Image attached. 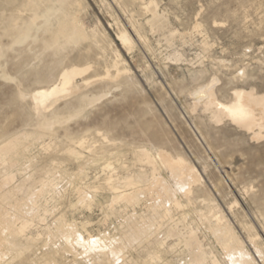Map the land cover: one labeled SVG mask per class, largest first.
I'll use <instances>...</instances> for the list:
<instances>
[{
    "label": "rangeland",
    "instance_id": "374dc122",
    "mask_svg": "<svg viewBox=\"0 0 264 264\" xmlns=\"http://www.w3.org/2000/svg\"><path fill=\"white\" fill-rule=\"evenodd\" d=\"M4 1H0V55H4V59L0 58V77L15 80L17 85L0 79V95L10 97L17 86H22L26 100L8 109L0 107V147L7 145L6 155H9L0 154V189L6 187L0 190V216L8 220L9 230H12L8 231L9 244H0V264H192L184 244V237L190 229L196 233L203 250L212 252L224 263L221 241L209 226L215 223L216 214L224 217V222L249 252H254L249 234L255 235L264 246V136L252 139L249 132L228 119L220 123L211 121L209 114L199 107L193 109L195 98L191 95L195 88L213 79L214 94L222 102L232 99L236 88H254L256 92L264 93V0H152L158 12L165 16V30L157 33L147 29L151 49L125 55L131 69L127 84L105 86L96 81L91 86H82L76 96L73 94L72 98L61 99L39 113L32 104L34 92L31 91L58 80L56 61L64 59V64H67L70 56L74 55L78 60L80 54L68 47L54 57L46 54L39 57L41 38L47 36L39 25L48 13L63 11L61 0ZM31 1H36L34 8L27 5ZM48 1V6L52 2L49 8ZM74 1L70 0V5L78 14L85 33L88 37L91 35L86 44L92 42L90 38L94 34L100 37L99 44L108 50L106 55L112 57L110 39L116 37V32L110 28L112 17L106 8V3H111V0H77L75 5ZM129 4L122 11L115 8L117 15L124 22H142L144 15L139 6ZM33 12H38L39 18L43 14L44 19L41 17L39 21L32 22L27 17L33 16ZM12 20L22 28L27 23L23 28L26 38L20 51L17 44L10 43L16 30L12 27ZM55 25L57 20L51 18V30L56 28ZM32 37H36L35 40ZM7 54H12L11 61L7 60ZM33 61L38 64L34 65ZM4 65L6 70H3ZM78 84H82V80L78 79ZM45 121L51 128L47 129V125L42 131ZM80 141H83L81 145ZM71 148H75L74 151ZM141 148L151 152L164 149L196 167L199 180L190 184L191 193L185 197L172 183L169 169L163 165L161 168L160 163L156 165L157 173L177 190L171 202L177 199L181 207L170 202L171 206L168 204L165 209L160 199L152 201L149 196L140 197L132 205L112 201L114 191L107 184L110 175L120 186L127 176L139 179L148 174L147 177L151 178L152 167L137 156ZM28 188L29 193L25 191ZM36 190L41 194L33 198ZM23 200L24 203L28 200L27 205ZM142 220L151 221L153 231L127 244L122 251L123 257L121 255L116 260L108 254L86 255L80 245L67 244L56 231L62 226L73 228L81 240L86 239L87 243L95 241L108 248L115 238L116 241L121 239L119 242L126 240ZM23 224H27L24 233L18 231Z\"/></svg>",
    "mask_w": 264,
    "mask_h": 264
},
{
    "label": "bare ground",
    "instance_id": "6f19581e",
    "mask_svg": "<svg viewBox=\"0 0 264 264\" xmlns=\"http://www.w3.org/2000/svg\"><path fill=\"white\" fill-rule=\"evenodd\" d=\"M1 1V0H0ZM4 1V0H3ZM26 1V0H25ZM33 1V0H32ZM31 1V3H27V5H29V7H33L34 4L36 3V1H34L35 3H33ZM70 1V0H69ZM68 0H61V4H62V9L63 11H56L55 13H48L46 15V18L44 20V22L40 23V28L43 27L42 30H44V35L47 34V36L42 37V51L40 52L39 57H41V55L45 56V54L48 55H56V54H61L62 52H65L66 49H68V47H70L73 50H76L75 53L80 54V57L78 56V60H76L74 58V55L70 56L68 63L64 64V59H59L58 61H56V66L59 68L58 74V80L54 83H52L51 85L46 87H42V88H38L35 91H31L34 92L31 95V99H32V104L34 106V108L37 110V112L42 111L44 112L45 109L50 108L51 106H54L59 100L61 99H65L68 98L69 96L71 97V95H75V93L79 92L81 90L82 86H88L93 82L96 81H101L105 86H109V85H115V86H119L122 83H125V85L127 84L126 82L129 81V79L131 78V69L127 63L128 60H126L125 55L127 56L128 54H134L137 51H142V50H149L150 45L148 43V38L146 35V30L148 29L151 32H157V33H163L165 30V16L161 13L158 12V9L156 8V4L155 2H153L152 0H111V3H106V8L111 12L110 16L112 17L111 22H110V28L113 27V30H115L116 32V37L113 39L111 38L110 42L112 44V47L110 48V52L112 53V57H108L106 55V52L108 53V50L106 49V47H103L102 44L100 45L99 43L100 41V37H96L94 36V34L92 35V37L90 38L92 40V42L86 44L88 38V35L85 33L84 28L81 24L80 18L78 16V14L74 11V9L71 7L70 2ZM75 0L74 5L76 4ZM79 1V0H78ZM102 1H106V0H102ZM4 2H7L6 0ZM3 2V3H4ZM10 4L12 1H9ZM19 2V1H18ZM22 2V1H21ZM28 2V1H27ZM40 2V1H39ZM46 1H44L43 4H45ZM26 3V2H25ZM49 1L47 2V7L49 8V6L51 5V3L48 6ZM72 3V2H71ZM132 4L135 6H139L140 11L142 12V14L144 15V20L142 22L140 21H133L130 20L128 22H124L123 19L120 18L119 15H117L115 8L119 9V11L125 10L126 7L128 6L127 4ZM5 4V3H4ZM9 4V5H10ZM13 4V3H12ZM21 4V3H20ZM24 4V3H23ZM56 4L58 5V1L57 3H55V7ZM60 4V3H59ZM60 4V5H61ZM129 4V5H130ZM4 6V5H3ZM2 6V7H3ZM7 6V5H6ZM24 6V5H23ZM40 5H37V8L40 9L39 7ZM44 6V5H42ZM52 6V5H51ZM81 6H83L81 4ZM5 7V6H4ZM16 7V4L15 6ZM19 7V6H18ZM17 7V8H18ZM26 7V6H25ZM24 7V8H25ZM55 7H51V8H55ZM158 7V6H157ZM12 8V7H11ZM22 8V5H21ZM20 8V10H21ZM23 8V9H24ZM34 8V7H33ZM46 8V7H45ZM48 8L46 10H48ZM61 8V7H59ZM4 9V8H3ZM2 10V9H1ZM14 10V8L12 9ZM26 10V9H25ZM30 10L27 9V11ZM36 10V9H35ZM82 10V7H81ZM99 10V8H98ZM4 11V10H2ZM9 12V10H7ZM6 11V12H7ZM19 11V9H16V12ZM23 11V10H22ZM34 11V10H32ZM42 11V10H40ZM45 11V10H44ZM43 11V12H44ZM52 11V10H51ZM50 11V12H51ZM128 11V10H127ZM11 12V11H10ZM21 12V11H20ZM24 12V11H23ZM26 12V11H25ZM46 12V11H45ZM54 12V11H53ZM138 12V11H137ZM1 13V12H0ZM27 13V12H26ZM25 13V14H26ZM34 13V12H33ZM30 13V14H33ZM38 13V12H37ZM37 13H34L33 16L29 15V19L33 20L32 22H35L36 20L39 21L38 19H40L43 14L40 13V16L42 14V16L39 18ZM126 13V12H125ZM11 14V13H10ZM9 14V15H10ZM13 14V13H12ZM11 14V16H13ZM19 14V13H18ZM21 14V13H20ZM19 14V15H20ZM29 14V13H28ZM39 14V13H38ZM123 14V12H122ZM132 15V13H130ZM16 15V14H15ZM6 16L8 17L7 13ZM17 16V15H16ZM30 16L32 18H30ZM48 16V17H47ZM126 16V15H125ZM139 16V15H137ZM2 17V16H1ZM0 17V18H1ZM5 17V16H4ZM10 17V16H9ZM15 16H13L14 18ZM21 17V16H20ZM110 17V18H111ZM132 17V16H131ZM143 16H141L142 18ZM42 17V19H44ZM57 20V26L55 29L51 30L49 24H50V19ZM124 18V17H123ZM128 18V17H127ZM133 18V17H132ZM135 18V17H134ZM7 19V18H6ZM49 19V20H48ZM130 19V18H129ZM3 20V19H2ZM10 20V19H8ZM15 20V19H14ZM13 21L14 24H12V27H14L15 32H13V37L11 38V42L13 45L17 44L19 46V51L22 50L21 46L23 45L25 38H26V34L25 31L23 30V28H25V26L19 27V25L17 23H15ZM136 20V19H135ZM2 22V21H1ZM8 22V21H7ZM17 22V21H16ZM12 23V22H10ZM9 23V24H10ZM19 23V22H18ZM25 23V22H24ZM37 23V22H36ZM30 24V23H28ZM8 25V24H7ZM23 25V24H22ZM20 25V26H22ZM31 25V24H30ZM35 25V24H33ZM10 26V25H8ZM32 26V25H31ZM30 26V27H31ZM38 26V25H37ZM2 27H5L2 25ZM1 27V28H2ZM33 27V26H32ZM36 28V27H35ZM34 28V29H35ZM39 28V27H38ZM6 29V27H5ZM33 29V28H32ZM31 29V30H32ZM11 30V28H10ZM86 30V29H85ZM13 30H11L12 32ZM30 31V30H29ZM38 31V30H37ZM8 32V30H7ZM28 32V30L26 31ZM36 32V31H35ZM40 32V31H39ZM113 32V31H112ZM32 33V32H30ZM34 33V32H33ZM90 33V32H89ZM93 33V31H92ZM95 33V32H94ZM29 34V32H28ZM96 34V33H95ZM36 35V34H35ZM33 35V37L35 36ZM10 36V35H9ZM8 36V37H9ZM30 36V35H29ZM43 36V35H41ZM11 37V36H10ZM32 37V38H33ZM109 37V36H108ZM2 38V37H0ZM36 38V37H35ZM35 38H33L35 40ZM38 38V37H37ZM30 39V38H29ZM39 39V38H38ZM89 39V40H90ZM104 39V38H103ZM37 40V39H36ZM9 41V39H8ZM28 41V40H26ZM114 42H118L117 44H113ZM2 42V41H1ZM40 42V41H38ZM2 44V43H1ZM110 44V43H109ZM108 44V47H109ZM5 45V44H4ZM9 45V44H8ZM7 45V46H8ZM33 45V44H32ZM40 45V44H39ZM40 45V46H41ZM3 46V45H2ZM6 46V45H5ZM3 46V47H5ZM24 46V45H23ZM22 46V47H23ZM35 46V45H34ZM14 47V46H13ZM32 47V46H31ZM1 48V47H0ZM6 48V47H5ZM15 48V47H14ZM28 48V47H27ZM164 48V47H163ZM12 49V48H11ZM10 49V51H11ZM30 49V48H29ZM28 49V50H29ZM33 49V48H32ZM40 49V48H39ZM4 50V49H3ZM14 50V49H13ZM38 50V49H37ZM107 50V51H106ZM8 51V52H10ZM14 51L17 52V50L15 49ZM26 51V50H23ZM36 50H33V52ZM7 52V51H6ZM27 52V51H26ZM31 52V51H29ZM28 52V53H29ZM11 53V52H10ZM25 53V52H24ZM69 53V52H68ZM110 53V54H111ZM23 54V53H22ZM26 54V53H25ZM32 54V53H31ZM38 54V53H35ZM34 54V55H35ZM66 54V53H65ZM78 54V55H79ZM15 55V54H14ZM70 55V53H69ZM2 55H0L1 58ZM25 56V55H24ZM53 56V57H54ZM65 56V55H64ZM4 57V55L2 56V58ZM7 57H9V59L11 61L12 58V54H7ZM23 57L20 54V58ZM50 57V56H48ZM57 57V56H56ZM24 58V57H23ZM21 58V59H23ZM26 58V56H25ZM67 58V56H66ZM65 58V59H66ZM131 58V57H130ZM133 58V56H132ZM4 59V58H3ZM5 59V61H6ZM17 59H19L17 57ZM50 59V58H49ZM145 59V58H144ZM1 60V59H0ZM24 60V59H23ZM34 60V59H32ZM36 60V58H35ZM34 60V61H35ZM48 60V58H47ZM55 60V59H54ZM53 60V62H54ZM4 61V62H5ZM14 61V60H13ZM28 61V60H27ZM33 64H38V63H34ZM38 61V60H37ZM49 61V60H48ZM162 61V60H161ZM9 62V61H8ZM16 62V61H15ZM14 62V63H15ZM29 62H31V60H29ZM43 62V61H42ZM41 62V63H42ZM46 62V61H45ZM52 62V63H53ZM1 63V62H0ZM12 63V62H10ZM47 63V62H46ZM51 63V65H52ZM6 64V62H5ZM29 64V63H28ZM54 64V63H53ZM14 65V64H12ZM17 65V64H16ZM27 65V64H26ZM31 65V64H30ZM33 65V67H34ZM3 66V65H2ZM9 66V65H7ZM28 66V65H27ZM32 66V65H31ZM40 66V65H39ZM49 66V65H48ZM146 66V65H145ZM5 69L3 68V70H6V65H4ZM21 67V66H20ZM22 67H24L22 65ZM31 67V68H33ZM41 67V66H40ZM47 67V66H46ZM50 67V66H49ZM150 67V66H149ZM18 68V67H17ZM15 68V69H17ZM27 68V67H25ZM45 68V67H44ZM54 68V67H53ZM57 68V69H58ZM157 68V67H156ZM163 68V67H162ZM9 69V68H8ZM24 69V68H23ZM43 69V68H42ZM145 69V68H144ZM149 69V68H148ZM13 70V69H12ZM29 70V69H27ZM36 70V69H35ZM162 70V69H161ZM24 71V70H23ZM21 70V72H23ZM31 71V70H30ZM29 71V72H30ZM45 71V70H44ZM1 72V71H0ZM6 72V71H5ZM17 72H20V69ZM25 72V71H24ZM149 72V71H148ZM147 72V73H148ZM26 73V72H25ZM24 73V74H25ZM31 73V72H30ZM44 73V72H43ZM46 73H48L46 71ZM44 73V74H46ZM6 74V73H5ZM12 74V73H10ZM9 74V75H10ZM43 74V75H44ZM154 74V73H153ZM16 75V74H15ZM18 75V73H17ZM22 75V73H21ZM27 75V74H26ZM30 75V74H29ZM53 75V74H52ZM56 75V76H57ZM50 76V75H49ZM145 76V75H144ZM48 77V76H47ZM147 77V76H146ZM53 78V77H52ZM37 79V78H35ZM78 79L82 80V84H78ZM39 80V79H38ZM147 80V79H146ZM214 80V79H213ZM213 80H211L212 82H209L205 85H202L200 87H198L197 89L195 88V91H193V93H191L192 97L194 96L195 100L193 102V109H196L197 107H199L203 112H206L207 114H209V118L211 121L215 122V123H220L222 122L224 119H228L229 121H231L232 123L236 124L238 127L245 129L247 132H249L252 136V139H260L264 136V93H258L254 90V88L251 89H238L236 88L233 91L232 94V99H230L227 102H222L219 101L215 94H214V88L213 85L215 83H213ZM217 80V79H216ZM34 81V80H33ZM40 81V80H39ZM37 82V80H36ZM35 82V83H36ZM52 82V81H51ZM50 82V83H51ZM101 82H99V84H101ZM215 82V80H214ZM40 82H38L39 85ZM34 84V83H33ZM46 84V82H45ZM44 84V85H45ZM95 84V83H94ZM129 84V83H128ZM131 84V83H130ZM129 84V85H130ZM138 84V83H137ZM35 85V84H34ZM92 85V84H91ZM90 85V86H91ZM102 85V84H101ZM110 86V87H111ZM123 86V85H122ZM97 87V86H95ZM94 87V88H95ZM102 87V86H101ZM104 87V86H103ZM109 87V88H110ZM33 88V86H32ZM93 88V87H92ZM93 88V89H94ZM123 88V87H122ZM127 88V86H126ZM116 89V88H114ZM29 90V89H28ZM88 90V89H87ZM92 91V89H90ZM107 90V89H106ZM122 90V89H121ZM125 90V89H124ZM27 91V90H26ZM30 91V90H29ZM28 91V92H29ZM86 91V90H85ZM99 91V90H98ZM104 91V90H103ZM102 91V92H103ZM84 92V91H83ZM89 92V91H88ZM97 92V91H94ZM107 92V91H105ZM125 92V91H124ZM25 93V92H24ZM85 93V92H84ZM99 93V92H98ZM30 94V93H29ZM190 95V96H191ZM76 96V95H75ZM74 96V97H75ZM80 96V94H79ZM102 96V95H101ZM78 97V96H77ZM76 97V98H77ZM84 97V96H83ZM28 98V97H27ZM72 98V97H71ZM70 98V99H71ZM75 98V100H76ZM82 98V97H81ZM30 99V100H31ZM86 99V98H85ZM88 99V98H87ZM26 100V99H24ZM80 100V98H79ZM93 100V98H92ZM91 100V101H92ZM65 101V100H64ZM78 101V99H77ZM76 101V102H77ZM85 101V100H84ZM29 102V101H27ZM80 103V102H79ZM92 103V102H91ZM27 104V103H26ZM30 104V102H29ZM73 104V103H72ZM58 106V104H57ZM56 106V107H57ZM87 106V105H86ZM32 107V106H31ZM76 107V106H75ZM55 109V107H53ZM77 109V108H76ZM35 110V111H36ZM81 110V108H80ZM47 111V110H46ZM59 111V110H58ZM78 111V110H77ZM82 111V110H81ZM38 112V113H39ZM40 113L41 115L43 113ZM60 112V111H59ZM28 113V112H27ZM37 114V113H36ZM38 114V115H40ZM48 115V112L46 113ZM46 114L44 116H46ZM50 114V113H49ZM58 114V113H57ZM41 115L39 117H41ZM43 116V117H44ZM208 116V115H207ZM37 117V116H36ZM45 118V117H44ZM43 118V119H44ZM62 118V117H61ZM49 119V118H48ZM46 120V118H45ZM55 120V119H54ZM66 120V119H65ZM38 121V119H37ZM40 121V120H39ZM53 122V120H52ZM60 122V121H59ZM42 123V121H41ZM51 123V122H50ZM63 123V122H62ZM39 124V123H38ZM45 126V128L42 131H45L46 126L50 125L48 121H45L43 123ZM47 126V127H48ZM40 127V126H39ZM42 128V126H41ZM50 126L49 129L50 130ZM48 130V131H49ZM41 133V132H40ZM20 140V139H19ZM18 140V141H19ZM17 141V142H18ZM83 141H80L79 144L81 145ZM23 143V142H21ZM4 144V143H3ZM16 144V143H15ZM18 144H20V141L18 142ZM16 146V145H15ZM18 146V145H17ZM23 146V145H22ZM12 147V146H11ZM19 147V146H18ZM25 147V146H24ZM17 148V147H16ZM23 148V147H21ZM73 149V148H71ZM75 149V148H74ZM71 150V151H74ZM8 150V146L4 144V146L0 147V154L1 155H6ZM19 150V149H18ZM17 151V150H16ZM71 151H68L71 153ZM15 152V151H14ZM77 152V151H76ZM72 154V153H71ZM78 154V153H77ZM137 156H139L140 159L145 160L146 163L149 164V166L152 167V176L151 178H148V174L147 176L144 178L141 177L139 179H135L133 177H125L124 178V182H123V186H120L119 183H115L116 179H113L112 176L110 175V177L107 178V184L109 185V187L114 191V195L112 198V201L114 202H120V201H124L132 204H135L138 202V200L140 199V197L143 196H149L152 198V201H156L157 199H160V202L162 203V205H165V209H167V205L171 202V197L174 194V191L176 189H178L180 192H182L181 194H184L185 197L189 196V194L191 193V183L198 181L199 180V174L198 171L196 170V167L187 162L183 157L181 156H172V154L164 149H156L154 152H151L149 149L147 148H141L137 151ZM0 155V156H1ZM74 155V154H72ZM81 155V153H80ZM9 155H6V157ZM76 156V155H75ZM5 157V158H6ZM77 157V156H76ZM80 157V156H79ZM2 158V157H0ZM15 158V157H14ZM4 160V159H3ZM2 160V162H3ZM6 161H8L6 159ZM5 161V162H6ZM14 162H16V160H14ZM13 162V163H14ZM160 163L161 164V168L163 166H165L166 168L169 169L170 173H171V178H172V183L174 184L176 189H173L162 177L160 174L157 173L156 171V165ZM159 164V165H160ZM5 165V164H4ZM7 165V163H6ZM163 165V166H162ZM8 166V165H7ZM11 166V165H10ZM15 166V165H12ZM108 166V165H107ZM150 167V168H151ZM10 168V167H9ZM160 168V167H159ZM165 168V169H166ZM167 169V170H168ZM168 171V172H169ZM144 173V172H143ZM169 173V174H170ZM150 174V173H149ZM142 175V174H139ZM168 178V177H167ZM169 179V178H168ZM6 180V179H5ZM8 181V180H7ZM171 181V180H170ZM171 183V182H170ZM171 183V184H172ZM4 184V183H3ZM121 184V182H120ZM15 186V185H14ZM43 186V185H42ZM191 186V187H190ZM3 187V186H1ZM22 187H24L22 185ZM120 187L124 188V189H120ZM3 188L6 189V187L4 186ZM1 188V189H3ZM16 188V187H15ZM20 189H22L21 187H19ZM0 189V190H1ZM4 189V190H5ZM14 189V188H12ZM11 190V189H10ZM9 190V191H10ZM17 190H19L17 188ZM29 188L25 191H28ZM42 190V188H41ZM44 190V189H43ZM8 191V193H9ZM14 191V190H12ZM7 192V191H5ZM18 192V191H15ZM14 192V193H15ZM30 191H28L29 193ZM41 191L36 190V192H34V194L32 195L33 198H36L38 196V194ZM177 192V190H176ZM11 193V192H10ZM24 193V192H23ZM26 193V192H25ZM7 194V193H6ZM31 194V193H30ZM1 195H2V191H1ZM8 195V194H7ZM6 195V196H7ZM11 195H13L11 193ZM25 195V194H24ZM5 196V195H4ZM26 196V195H25ZM40 196V195H39ZM8 197V196H7ZM15 197V196H12ZM176 197V196H175ZM1 198V197H0ZM6 198V197H4ZM32 198V199H33ZM39 198V197H38ZM174 198V197H173ZM172 198V199H173ZM189 198V197H188ZM187 198V200H188ZM25 199V198H23ZM142 199V198H141ZM3 200V199H2ZM1 200V201H2ZM84 200V199H83ZM190 200V199H189ZM7 201V199H5V202ZM9 198H8V202H9ZM28 201V200H27ZM23 203L27 205L28 202ZM82 201V199H81ZM85 201V200H84ZM151 201V200H150ZM4 202V201H2ZM4 202V203H5ZM22 202V201H21ZM31 202V201H30ZM36 203V202H35ZM172 203V202H171ZM173 203L176 206H180L181 207V203L179 200L177 199H173ZM172 203V204H173ZM3 204V203H2ZM8 204V203H7ZM18 204V203H17ZM20 204V203H19ZM155 204V203H154ZM173 204V205H174ZM6 205V204H5ZM35 205V204H34ZM152 205V204H151ZM170 205V204H169ZM174 205V206H175ZM8 206V205H7ZM14 206V204H13ZM36 206V205H35ZM156 206V205H155ZM160 206V205H159ZM171 206V205H170ZM3 207H6L3 205ZM37 207V206H36ZM153 207V205H152ZM163 207V206H162ZM215 207V206H214ZM12 208V207H11ZM19 208V207H17ZM27 208V206H26ZM217 208V207H216ZM160 210V209H159ZM216 210V209H215ZM220 210V209H219ZM156 211V210H154ZM158 211V210H157ZM156 211V212H157ZM211 211V210H210ZM7 212V211H6ZM23 212V210H22ZM31 212V211H30ZM37 212V211H36ZM25 213V212H24ZM214 213V212H213ZM211 214V213H209ZM2 215V214H1ZM29 215V214H28ZM207 215V214H206ZM7 216H9L7 214ZM31 217V216H30ZM34 217V216H32ZM214 217V215H213ZM154 218V217H152ZM134 219V218H133ZM146 219V218H145ZM213 219V218H212ZM227 219V218H226ZM25 220V218H24ZM32 220V219H31ZM60 220V219H59ZM146 220H149V218H147ZM146 220H142L140 223L138 222L135 227L133 228V230H129L130 234H127L129 236H127L126 240L123 239L124 241L119 242L115 240L110 241V245L108 248H103L101 247L99 244H97L95 242V244H93L92 242L87 243L85 242V240H81L78 235L76 234V232L74 231V229L72 228H67V227H60L58 228L56 231L58 232L59 235H61L63 237V241H65L67 244L71 245L72 243H76L78 244V246H81V249L83 251L84 254L86 255H92L93 253H98L99 255H105L108 254L109 256H111L113 258V260L115 259H119L120 256L122 255V251H124L123 249L126 248L127 244H131V242H133L135 239H137V241L139 240L140 237L143 236H147L146 234L149 233V231L152 230V222L151 221H146ZM153 220V219H152ZM209 220V219H208ZM10 221V220H9ZM40 221V220H39ZM131 221V220H130ZM133 221V220H132ZM206 221V220H205ZM214 221V220H213ZM32 222V221H31ZM207 222V221H206ZM229 222V221H228ZM13 223V222H12ZM11 223V226H12ZM130 223V222H129ZM210 223V221L208 222ZM10 223L8 222V220L3 217L0 216V244L2 245V243H8L9 241V234L8 231L9 230V226ZM22 224V221H21ZM207 226V223H205ZM20 225V223H19ZM27 225V224H26ZM26 225H22V226H18L19 232H23L24 228L26 227ZM70 225V224H69ZM14 226V225H13ZM12 226V227H13ZM29 226V224H28ZM56 226V225H55ZM68 226V225H67ZM84 226V225H83ZM131 226V224H130ZM212 233H214L215 236H217V239H220L219 241H221V244L223 246L224 249V254L222 252V254L224 255V263L220 262V260L211 253H207L203 250L202 248V244L199 241L196 233L194 231H192V229H190L191 231L188 232L187 236L184 237V241H185V246H186V250H188V255H189V262H191L192 264H264V246L261 245V243H259L257 241V238L255 237V235H250L249 234V238L252 244V249H253V253L249 252V250H247L244 245L242 244L243 242H241L239 240V238L237 237V235L235 234V232L231 229V227H229V225L227 224V222H224V217L222 215H217L215 217V223H210L209 224ZM244 226V225H243ZM10 227V228H12ZM17 227V228H18ZM85 227V226H84ZM250 227V226H249ZM15 228V226H14ZM28 228V227H27ZM76 228V226H75ZM208 228V227H207ZM243 228V227H242ZM245 228V227H244ZM48 229V228H47ZM249 229V228H248ZM247 229V230H248ZM16 230V229H15ZM78 230V229H77ZM176 230V229H175ZM209 230V229H208ZM54 231V230H53ZM55 231V232H56ZM153 231V230H152ZM210 231V232H211ZM250 231V230H249ZM10 232V233H11ZM48 232V231H47ZM56 232V233H57ZM176 232V231H174ZM14 233V232H13ZM18 233V232H16ZM15 233V234H16ZM24 233V232H23ZM55 233V234H56ZM167 235H168V230H167ZM179 233V232H178ZM250 233V232H249ZM52 234V233H51ZM50 234V235H51ZM54 234V232H53ZM80 234V233H79ZM133 234V235H132ZM177 234V233H176ZM20 235V234H19ZM23 235V234H21ZM49 235V233H48ZM16 236V235H15ZM14 235L12 237H15ZM179 236V235H178ZM168 237V236H167ZM170 237V235H169ZM181 237V236H179ZM109 238V237H108ZM182 239V238H181ZM180 239V240H181ZM216 239V240H217ZM11 240V239H10ZM12 241V240H11ZM218 241V240H217ZM248 241V240H247ZM103 242V241H102ZM109 242V241H108ZM135 242V241H134ZM181 242V241H180ZM13 243V242H12ZM9 244V243H8ZM75 244V245H76ZM7 245V244H5ZM11 245V244H10ZM15 245V244H14ZM9 246V245H8ZM67 246V245H65ZM107 246V245H106ZM131 246V245H130ZM12 247V246H11ZM68 248V247H67ZM185 248V247H184ZM73 249V248H72ZM222 251V250H221ZM221 254V258L222 255ZM106 255V256H108ZM94 256V255H93ZM108 256V257H109ZM90 257V256H89ZM97 257V256H96ZM101 257V256H100ZM105 257V256H104ZM103 257V260H104ZM110 257V258H111ZM123 257V255H122ZM111 258V259H112ZM108 259V258H107ZM111 261V260H110ZM222 261V260H221ZM261 262V263H259ZM117 263V262H116ZM115 263V264H116ZM119 264V263H118Z\"/></svg>",
    "mask_w": 264,
    "mask_h": 264
},
{
    "label": "snow or ice",
    "instance_id": "6c2138e0",
    "mask_svg": "<svg viewBox=\"0 0 264 264\" xmlns=\"http://www.w3.org/2000/svg\"><path fill=\"white\" fill-rule=\"evenodd\" d=\"M208 7H211V5H208ZM203 10V8H202ZM241 76H243V72L240 73ZM0 79H4L7 82L13 84V85H17V81L15 80H7L6 77H0ZM25 99V95H24V89L22 86H17L15 91L13 92V94L8 97V96H3L0 95V107H3L4 109H8L10 107H13L14 105L22 102ZM90 199V197H89ZM85 206H86V202H85ZM93 244H95V241H92Z\"/></svg>",
    "mask_w": 264,
    "mask_h": 264
}]
</instances>
